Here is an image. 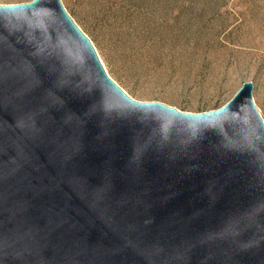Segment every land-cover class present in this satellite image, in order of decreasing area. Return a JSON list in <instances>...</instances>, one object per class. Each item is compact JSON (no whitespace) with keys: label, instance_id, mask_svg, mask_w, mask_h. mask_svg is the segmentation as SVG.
I'll return each instance as SVG.
<instances>
[{"label":"water","instance_id":"95a60500","mask_svg":"<svg viewBox=\"0 0 264 264\" xmlns=\"http://www.w3.org/2000/svg\"><path fill=\"white\" fill-rule=\"evenodd\" d=\"M253 87L136 100L61 0L0 4V264H264Z\"/></svg>","mask_w":264,"mask_h":264},{"label":"rangeland","instance_id":"374dc122","mask_svg":"<svg viewBox=\"0 0 264 264\" xmlns=\"http://www.w3.org/2000/svg\"><path fill=\"white\" fill-rule=\"evenodd\" d=\"M61 2L90 40L108 77L130 97L203 112L222 106L251 81L264 122V0H213L203 14L189 6L177 21L172 19L176 0ZM141 4L149 11L134 12ZM162 19L169 23L156 29L136 25ZM111 36L122 43L121 49L114 48Z\"/></svg>","mask_w":264,"mask_h":264},{"label":"trees","instance_id":"16d2710c","mask_svg":"<svg viewBox=\"0 0 264 264\" xmlns=\"http://www.w3.org/2000/svg\"><path fill=\"white\" fill-rule=\"evenodd\" d=\"M178 2V7H177V10L175 12V15L173 16L172 19H174V21L176 20H180L182 17H183V14H185L187 12V8L189 6H197V14L198 15H201L204 13L206 7L211 3V1L213 0H176ZM218 1V0H217ZM134 12H137V13H141L143 12L144 10L145 11H149V8H146V7H143L142 4L141 5H138L137 7L134 8ZM196 14V16H197ZM214 15V14H213ZM195 16V18H196ZM101 22L104 24L105 26V21L104 19L101 20ZM168 20L166 19H162V20H159L158 22H155V21H148V20H145V21H142V22H138L136 25L137 26H140L143 28V30H146L147 28L148 29H156V28H160L163 24H168ZM146 27V29H145ZM112 37V38H111ZM110 39L114 45V48H122V43L117 39V38H113V36H111ZM124 52H119L118 55L120 56H123Z\"/></svg>","mask_w":264,"mask_h":264}]
</instances>
